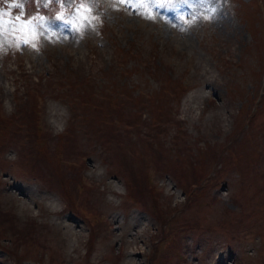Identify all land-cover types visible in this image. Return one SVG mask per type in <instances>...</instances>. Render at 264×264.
<instances>
[{
	"label": "rangeland",
	"instance_id": "obj_1",
	"mask_svg": "<svg viewBox=\"0 0 264 264\" xmlns=\"http://www.w3.org/2000/svg\"><path fill=\"white\" fill-rule=\"evenodd\" d=\"M189 4L179 5L180 19L177 11L145 8L149 19L97 0L86 25L82 17L74 21L78 31L45 19L36 48L3 42L0 264H264V187L252 189L264 183V0ZM15 15L4 18L5 29L19 27L9 25ZM116 83L138 89L115 105ZM76 113L107 126L103 146L92 136L96 127L76 129ZM123 113L133 125L152 124L140 139L133 125L128 130L129 147L144 151L135 161L140 179L133 191L119 177L121 152L110 147L115 115ZM156 116L164 118L150 119ZM25 142L39 151V171ZM73 169L76 196L41 189L39 183L70 194L73 186L51 177ZM151 183L162 192L156 215ZM7 226L21 240L4 233Z\"/></svg>",
	"mask_w": 264,
	"mask_h": 264
},
{
	"label": "trees",
	"instance_id": "obj_2",
	"mask_svg": "<svg viewBox=\"0 0 264 264\" xmlns=\"http://www.w3.org/2000/svg\"><path fill=\"white\" fill-rule=\"evenodd\" d=\"M129 48H132V46H130ZM120 67H122V65L117 66V68H120ZM149 72H150V70L147 67L143 71L144 74H148ZM136 89H138V87H135L134 84L132 85V87H130L129 85H126V84L125 85H118L116 83V87L114 88V90L116 91L117 96L119 98H118L117 103L114 101L115 105H120L121 102L124 103L125 101H128L129 98L127 96H130L132 94V91H135ZM23 95L26 98V90H23ZM30 95H32V94L30 93ZM103 98H105L106 101H109L108 100V94L106 95V97H103ZM14 101L21 103L22 104L21 108H25L26 102H23L24 100L15 99ZM18 103H16V106ZM109 105L113 106L111 104H109ZM106 106H107V104L103 103L97 108V110H99V108L101 109V107L105 108ZM86 108L87 107H84L85 110H87ZM152 108H153L152 101H149L148 106H147L148 112H150L149 110H151ZM135 109L140 110L141 104L135 105ZM124 110H125V108H124ZM117 111H120V110H117ZM120 112H122V111H120ZM86 116L87 115L84 113H77L76 124L78 122V125L76 126V129H78L79 131H84V129H86L87 131L91 132V130L96 127L97 128L96 131H94V133L91 132V133H93L92 136L98 137V138H95L97 141V144L99 145V143H100V145L103 146L104 140L100 142L101 137H103V134H104V133H101L102 132L101 128L107 127V126H105V125L98 126V124L96 122L89 124V122L83 120ZM126 117H127V120H126ZM104 118L106 120H111L112 116L111 115H108V116L105 115ZM124 118L126 120L125 130H123V128H121V124L123 123ZM163 118H164L163 116H156L155 118H150V119L152 121H154V120H163ZM165 119H166V117H165ZM148 121L149 120H144L143 123L140 122V123L133 125V123H132L133 122V116L124 115V113L120 117L115 115V121L114 122H115L116 126H118V125L119 126L116 129H114V132L110 136L112 138L110 147H113L117 152H121V154H122L119 156L117 155L116 158H119V160H120L119 164L121 166L122 172L120 173L119 177H121V181H122V184H123V187L125 190H131L132 189V191H133L134 188H138V182H139L140 176H139V172L137 170V165L135 164V161H136L137 157L141 159V157L143 156V155H140V153H142L141 150H137L135 152L134 148L132 150L129 147L128 143L131 141V139L129 138V134H128L129 131L128 130H131L130 125H133L132 131H136L138 133V134H136V133L134 134L135 138L140 139V138H138V136L139 135L144 136V133L147 132L148 128H150V126L152 125L151 122H148ZM114 122L112 123L113 125H114ZM167 126H174V125H171L168 123ZM73 127H75V125L72 122L71 130L73 129ZM1 129L3 130L2 127H1ZM141 130H143L144 132H141ZM161 132L164 133L163 130H161ZM3 134H4V132H0V138L3 136ZM90 142H91V140H90ZM135 148H136V146H135ZM231 150H233V146H232V148H229V151H231ZM24 151L28 155H32L30 163L33 164L34 168L37 171H39V167L43 162V161H41V156L39 154V151L34 152V149L27 142H25V144H24ZM129 152H130V156H128ZM143 153H144V151H143ZM121 157H124V158H121ZM103 158L109 159L106 155L103 156ZM143 168L145 169L146 166H143ZM144 169H142V170H144ZM160 171H162V170L156 169V173H158ZM144 174L146 176H150L148 173H144ZM56 177L60 181V183L62 182V184L64 183L65 185H68L71 183V182H69V180H67L68 175H63V176H57L56 175ZM150 177L153 178V176H150ZM258 184H259V187H258ZM261 184H262V182H260V181H258L257 183H252V186H253L252 189L254 190V192H255V190H259L260 187L261 188L264 187V183L262 185ZM151 186H152L153 194H154L153 203L155 204V215H156L157 205L159 203V196L162 192H161V190L156 189L155 183H151ZM257 187H258V189H257ZM239 193L241 194L242 192H239ZM256 193H259V192L256 191ZM256 195H258V194H256ZM175 220H181V218H177ZM103 230H104V228H103ZM16 231H17L16 228L7 226V228L4 230V233L11 232L15 236V238L18 239L19 236H18ZM93 231L94 230H92L91 232H93ZM91 232L89 233V235L87 237V241H86V243L88 245L89 244L92 245L94 242V235H91ZM24 236H27V239L29 240V242L31 244L34 243L31 234H27ZM19 240H21V237H19ZM97 241H100V240H97ZM50 263L54 264L53 262H50ZM58 264H60V263H58Z\"/></svg>",
	"mask_w": 264,
	"mask_h": 264
},
{
	"label": "snow or ice",
	"instance_id": "obj_3",
	"mask_svg": "<svg viewBox=\"0 0 264 264\" xmlns=\"http://www.w3.org/2000/svg\"><path fill=\"white\" fill-rule=\"evenodd\" d=\"M114 2L122 3L127 5L133 10L134 14L136 12H142L146 18L151 19L152 15L149 12L144 11L145 8L152 10L158 8L170 9L177 11V19L182 17L179 13L178 7L181 4H189V0H114ZM15 7L20 8L21 5L16 3V0H12ZM97 3V0H43V6L49 8L50 5H57L55 9H50V14L48 19L58 20L69 27L71 31H78L79 29L73 28V23L77 19L82 17V26L86 25L88 22L87 13L92 11V8ZM199 3H211V0H199ZM205 11H214V9H205ZM159 15V13H156ZM4 13L0 12V36L3 35L6 24L8 23L4 19ZM193 18H195L196 13H193ZM14 25L19 23V27L15 28V31L19 33V44H31L35 47V40L37 34L43 35V32H39L37 25L40 29L44 28L45 16L40 12H37L34 16L29 14L27 18H22L21 13L16 14V19L12 21ZM45 31H50V29H45ZM31 37V39H29ZM3 47V42H0V48Z\"/></svg>",
	"mask_w": 264,
	"mask_h": 264
}]
</instances>
